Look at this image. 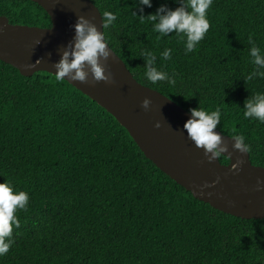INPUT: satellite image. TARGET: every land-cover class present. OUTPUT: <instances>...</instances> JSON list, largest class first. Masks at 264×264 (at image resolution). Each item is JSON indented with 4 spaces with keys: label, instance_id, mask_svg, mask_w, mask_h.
Segmentation results:
<instances>
[{
    "label": "trees",
    "instance_id": "16d2710c",
    "mask_svg": "<svg viewBox=\"0 0 264 264\" xmlns=\"http://www.w3.org/2000/svg\"><path fill=\"white\" fill-rule=\"evenodd\" d=\"M117 19L107 42L142 84L183 108L211 112L226 135H243L264 166V123L245 119L246 101L264 93L249 36L264 55V0H213L210 28L188 53L186 37L160 36L147 17L184 0H92ZM11 23L51 26L33 0H0ZM140 17H144L141 20ZM172 50L171 59L161 54ZM144 51L176 80L152 84ZM222 163H228L225 155ZM29 195L18 210L15 243L0 264H264V218L214 208L163 172L107 109L55 74L24 76L0 59V183Z\"/></svg>",
    "mask_w": 264,
    "mask_h": 264
},
{
    "label": "water",
    "instance_id": "95a60500",
    "mask_svg": "<svg viewBox=\"0 0 264 264\" xmlns=\"http://www.w3.org/2000/svg\"><path fill=\"white\" fill-rule=\"evenodd\" d=\"M51 18V26L13 24L0 15V59L24 76L38 71L55 74L54 65L75 43V25L84 16L104 32L102 14L92 0H33ZM101 59L108 81H69L107 109L135 139L145 155L163 172L214 208L245 219L264 218V166L255 165L250 153L233 148L235 140L219 129L229 162H209L202 148L188 137L184 125L191 112L163 93L139 83L125 62L109 46ZM145 98L152 103L142 107ZM160 127L157 128L156 124ZM218 181V182H217ZM215 182V183H214Z\"/></svg>",
    "mask_w": 264,
    "mask_h": 264
},
{
    "label": "clouds",
    "instance_id": "9594fccd",
    "mask_svg": "<svg viewBox=\"0 0 264 264\" xmlns=\"http://www.w3.org/2000/svg\"><path fill=\"white\" fill-rule=\"evenodd\" d=\"M140 3L151 7V0H140ZM213 0H184L181 7L175 10L161 6L156 14L149 15L147 19L153 22V30L162 37L175 32L186 37V52H192L202 41L210 28L207 11ZM141 20L144 17H140ZM117 16L111 11L102 13L103 28L107 29L114 24ZM250 56L255 65L254 70L246 77L247 81L254 78L264 79V55L255 45L252 36H249ZM111 55L104 32L98 31L95 24L84 16H79L75 25V43L62 54L61 59L54 65L55 79L63 81H79L86 83L89 74L97 82L108 81L105 67L101 59L107 60ZM142 56L146 59L145 77L152 84L166 81L169 86H174L176 80L167 72L158 70L154 65L156 57L149 51H144ZM172 50L165 49L161 57L167 61L171 59ZM151 99L145 98L142 107L148 110ZM191 117L186 121L184 129L188 137L198 148L204 150V155L209 162L219 159L228 151V146L222 141L221 136L214 131L221 121V110L207 112L201 108L190 109ZM244 118H252L264 123V93H256L252 99L246 101ZM159 128L160 124L157 123ZM230 136V135H229ZM235 140L233 148L241 153L249 152L250 147L245 143L243 135L232 136ZM227 164V163H224ZM218 182V181H217ZM215 183V182H214ZM264 186V181H258ZM29 195L24 191H15L9 183H0V256L6 255L15 243L13 228H19L20 222L16 216L18 210H27Z\"/></svg>",
    "mask_w": 264,
    "mask_h": 264
},
{
    "label": "bare ground",
    "instance_id": "6f19581e",
    "mask_svg": "<svg viewBox=\"0 0 264 264\" xmlns=\"http://www.w3.org/2000/svg\"><path fill=\"white\" fill-rule=\"evenodd\" d=\"M10 21V20H9ZM109 44V43H108ZM110 46V45H109ZM116 53V52H115ZM126 64V63H125ZM19 70V69H18ZM134 76V75H133ZM135 78V77H134ZM136 79V78H135ZM137 80V79H136ZM138 81V80H137ZM139 82V81H138ZM139 83H141V82H139ZM142 84V83H141ZM142 85H144V84H142ZM144 86H146V85H144ZM148 87V86H147ZM149 88H151V87H149ZM153 89V88H152ZM156 90V89H155ZM158 91V90H157ZM185 109V108H184ZM187 110V109H186ZM190 112V111H189ZM135 140V139H134Z\"/></svg>",
    "mask_w": 264,
    "mask_h": 264
}]
</instances>
